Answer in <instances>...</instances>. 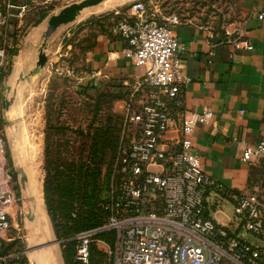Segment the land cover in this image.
I'll list each match as a JSON object with an SVG mask.
<instances>
[{
  "label": "built area",
  "instance_id": "obj_1",
  "mask_svg": "<svg viewBox=\"0 0 264 264\" xmlns=\"http://www.w3.org/2000/svg\"><path fill=\"white\" fill-rule=\"evenodd\" d=\"M12 7L0 0V28L9 26ZM106 15L111 32L127 41L124 56L145 72L121 99L120 141L102 201L103 223L69 238L76 243L74 259L89 264L92 245L101 243L113 264H264V247L243 235L264 241L263 193L229 191L193 150L196 128L214 113L184 107L183 92L192 78L182 60L185 47L172 30L180 22L174 17L169 26L162 23L145 1ZM2 29L0 70L10 62V39ZM244 36L242 32L235 46L253 50ZM4 131L0 107V252L8 232L21 228ZM263 156L264 139L246 145L242 153L246 162ZM211 196L218 199L211 201ZM222 199L232 200L233 225L210 215ZM103 234L111 239H102Z\"/></svg>",
  "mask_w": 264,
  "mask_h": 264
},
{
  "label": "rangeland",
  "instance_id": "obj_2",
  "mask_svg": "<svg viewBox=\"0 0 264 264\" xmlns=\"http://www.w3.org/2000/svg\"><path fill=\"white\" fill-rule=\"evenodd\" d=\"M43 1L45 0H21L31 8V11L25 15L26 19L22 29L28 19L30 20L28 25L34 24ZM81 1L49 0L48 8L45 10L49 13H58L64 7ZM137 1L147 2L148 9L156 11L158 19L168 26L170 21L176 17L179 22L198 23L220 39L228 36L239 37L244 31L242 23L247 15L245 0H106L88 9L109 7L108 9L79 21L77 19L61 27L63 31L59 35L63 32L76 31L73 38L68 39L70 37H67L64 40L68 53L59 42L58 46L60 53L63 54L62 57L57 58L59 54H54L57 46L48 47V53L54 61L48 63L42 76L33 79L26 73L17 81L14 78L9 79L7 75L13 69L10 59L8 66L0 70V107L3 122H5L6 155L15 170L14 186L21 199L17 216L21 228L18 231L11 229L8 232L4 242L7 244L14 242V246L1 256L5 260L23 255L30 264L29 254L35 246L29 245L27 221L32 217L27 211L20 174L21 168L16 163L14 154L13 145L19 137L16 132L17 128L25 127L33 145H36V148L41 151V156L35 157V162L40 161L39 166L36 165V167L40 185L42 180V191L43 179L46 178L44 169L46 167V147L50 151L52 160L59 162L84 161L91 163L96 168L98 172H95V180L92 182L96 188V212L99 219H104L102 197L104 198L110 180L111 162L119 147L121 103L118 100L121 99L118 98L122 92L116 88L120 87L121 83L116 85L110 81H98L89 77L91 69L83 57V39L86 38L89 31H84V28L97 17ZM3 2L8 3L7 1ZM23 31L24 35L26 28ZM228 32L231 34L229 35ZM124 87L127 88V86ZM220 203V208L224 207L227 211L233 212L232 200L222 199ZM60 214V211H57V215L60 216ZM71 216L72 219H68V221L59 217V234H57L52 218L50 214H47L51 229L50 242L48 243H52L56 247L59 264L65 263L63 244L72 237L66 235V227L73 226V220L79 218L78 209H74ZM101 237L102 239H111L109 234H103ZM92 249L93 261L90 260L89 264H113V260L105 251L103 244L95 243L92 245ZM5 260H0V264H7ZM11 264H19V262Z\"/></svg>",
  "mask_w": 264,
  "mask_h": 264
},
{
  "label": "crops",
  "instance_id": "obj_3",
  "mask_svg": "<svg viewBox=\"0 0 264 264\" xmlns=\"http://www.w3.org/2000/svg\"><path fill=\"white\" fill-rule=\"evenodd\" d=\"M3 1L8 2L6 5L14 6L10 10L12 17L9 26L0 28V32L2 29L9 35L13 69L8 72L11 76L8 77L16 80L18 62L34 56L26 47L37 44L38 24L49 14L45 10L49 0L41 2L38 11H46L47 15L36 25H28V19L24 35L23 22L31 8L21 0ZM244 5L247 15L242 29L244 38L252 42L253 50L235 46V41L241 35L220 39L206 27L194 22H180L173 25L172 30L185 47L181 54L182 60L185 72L192 78L183 92L185 109L193 112L210 109L214 113L210 122L196 128L192 136L194 152L200 157L206 171L229 191L259 190L263 193L264 202V156L254 158L251 162L242 158L246 145L264 139V18H259L261 13L264 14V0H245ZM110 25L109 16L85 25L84 31L89 32L83 39V57L90 66V78L121 83L128 90L144 74L145 68L136 66L124 56L127 41L113 34ZM75 32H63L51 44L57 46L54 51L55 55L59 54L57 58L63 55L58 42L65 48L64 40L73 38ZM65 49L67 52L68 48ZM50 61H54L53 58L50 57ZM118 102L122 107L124 101ZM214 199L218 198L211 196V201ZM220 201L213 206L210 215L223 224L233 225V212L220 208ZM239 231L243 233L242 228ZM243 235L264 247L263 240L251 234Z\"/></svg>",
  "mask_w": 264,
  "mask_h": 264
},
{
  "label": "trees",
  "instance_id": "obj_4",
  "mask_svg": "<svg viewBox=\"0 0 264 264\" xmlns=\"http://www.w3.org/2000/svg\"><path fill=\"white\" fill-rule=\"evenodd\" d=\"M46 15V11H41L37 20L34 22V25L38 24ZM104 18H108V15L97 17L92 21ZM120 85V87H116L117 90H120L119 92H122V95L118 99H123L127 96L128 91H126L123 84ZM45 170L46 181L44 200L46 198L49 214L52 218L57 234H59V217H62L66 221H68V219H72L71 212L74 209H78V215L80 216L78 219L73 220V226L66 227V235H69L70 237L78 231L97 227L103 223V218L102 220L99 219L96 212V188L92 183L95 180V172L98 171H96V168L92 166L91 163L84 161L59 162L57 160H52L50 151L48 150V147H46ZM57 211H60V216L57 215ZM102 212H104L103 209ZM75 245L76 243L73 240H67L63 244L65 264H84L74 259ZM12 246H14V242L9 244L3 242L0 256L5 255L7 250ZM90 260L93 261L92 253ZM12 262L29 264L27 258L23 255L18 256L17 258H8L5 260V263L7 264H11Z\"/></svg>",
  "mask_w": 264,
  "mask_h": 264
},
{
  "label": "bare ground",
  "instance_id": "obj_5",
  "mask_svg": "<svg viewBox=\"0 0 264 264\" xmlns=\"http://www.w3.org/2000/svg\"><path fill=\"white\" fill-rule=\"evenodd\" d=\"M90 7L84 8L80 12L77 17L78 21L109 8H95L94 10H90L88 9ZM16 132L19 136L13 145L16 163L23 167L28 174V181L24 185L23 193L27 211L32 215V219L27 221L29 245H35L32 248L33 251L29 254V260L31 264H59L56 247L54 244L48 243L50 242L51 229L42 191V180L40 185L37 171L40 161L35 162V157L39 158L41 151L36 148V145H33V141L25 127L23 129L17 128ZM44 244L46 245L45 248H38V246Z\"/></svg>",
  "mask_w": 264,
  "mask_h": 264
},
{
  "label": "water",
  "instance_id": "obj_6",
  "mask_svg": "<svg viewBox=\"0 0 264 264\" xmlns=\"http://www.w3.org/2000/svg\"><path fill=\"white\" fill-rule=\"evenodd\" d=\"M103 1L104 0H82L81 2L73 3L71 5L64 7L58 13L50 12L38 24L39 29H37V38H36L37 44L31 45V46L29 45L28 48L26 47V50L32 51L34 56L30 57L29 59L23 58L17 64V67L15 69L18 71L17 76H16V81L19 77L25 76L26 73H28L31 77H33V79H36V78L42 76L48 67V63L50 62V54L48 53V47L51 46V44L54 42V40L59 36L60 32L63 31V29L61 27L63 25H66L70 22L77 20L78 15L80 14V12L84 8L98 5V4L102 3ZM22 52H24V51H22ZM8 76H10V74H8L7 77ZM10 77H9V79H10ZM9 83H10V81H9ZM3 123H4V130H5V122H3ZM20 168H21L20 174L22 177V183H23V189H24V185L28 181V174L23 167L20 166ZM14 172H15V170H14ZM45 181H46V178L43 179L44 197H45ZM45 202H46V198H45ZM24 203H25V201H24ZM46 211H47V214L49 215L47 202H46ZM30 216L32 217L31 214H30ZM53 242H55V241H53ZM45 247H46L45 244L42 246H38V248H45ZM62 264H63V262H62Z\"/></svg>",
  "mask_w": 264,
  "mask_h": 264
}]
</instances>
